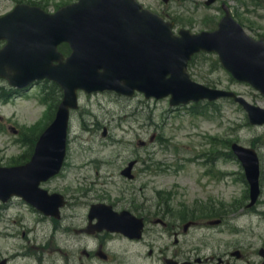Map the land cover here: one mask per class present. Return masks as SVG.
Here are the masks:
<instances>
[{"label": "rangeland", "instance_id": "1", "mask_svg": "<svg viewBox=\"0 0 264 264\" xmlns=\"http://www.w3.org/2000/svg\"><path fill=\"white\" fill-rule=\"evenodd\" d=\"M14 0H0V7L9 8ZM39 2L48 9L56 8L62 1L70 0H29ZM145 6L160 13L168 20H175V28L186 27L199 31L215 26L221 13L204 7L193 6L192 0L178 6L176 0L162 6L158 0H140ZM244 2V8L240 7ZM238 4L234 12L254 36L264 35V0H233ZM255 4V5H254ZM163 7V8H161ZM168 9V10H167ZM180 10V11H178ZM1 12V11H0ZM209 17L213 21L203 22ZM215 22V23H216ZM209 23V24H206ZM212 58L206 59L205 69L198 65L191 71L199 82H211L213 86L232 89L244 95L250 102L264 107V98L244 83L231 79L222 68L212 69ZM5 82L0 80V85ZM81 112L73 118L69 135L68 159L64 174L44 185L49 190H79V194L95 190L99 195L119 199L126 204L131 198L135 203L142 200L144 194L152 197L150 190H126L119 170L125 157L130 154L150 153L153 162H159L165 174L157 177L158 186L175 190L176 200L184 198L191 204L208 200L232 204L242 201L245 184L239 179L241 167L238 161L223 154L228 151L226 142L236 140L247 146H254L261 162V196L255 211H237L222 227L200 228L192 233L193 251L207 255L211 251H233L241 249L242 259L230 257L229 264H256L255 247L264 243V125H246L245 113L235 103L218 100L202 114L192 113L186 106L172 108L168 99H145L141 94L133 98H122L111 93H99L93 96L81 95ZM48 106L41 101V91L33 87L23 93L0 100V165H11L21 155L27 153V138L37 132L46 120L44 112ZM106 135L102 137L103 127ZM29 133V134H28ZM155 134L152 142L149 138ZM159 135L160 141H158ZM139 140L146 141L139 146ZM215 157V158H214ZM212 168V172H205ZM219 170V171H218ZM177 173H176V172ZM218 171V172H215ZM126 190V191H124ZM90 193V192H88ZM83 198H79L82 201ZM247 202V201H246ZM245 202V203H246ZM17 211L12 208L9 214ZM260 212V214L257 213ZM83 214L79 207L66 210ZM24 219L32 220L29 213L22 212ZM2 215L0 214V219ZM21 216L18 217V223ZM1 222V221H0ZM69 221L63 224H69ZM20 233L25 230L18 224ZM49 229V228H48ZM18 237L7 241L0 238V248L25 245L26 238ZM1 236V234H0ZM56 254V253H55ZM57 255V254H56ZM138 263L134 254H128L127 262ZM18 260L13 264H33Z\"/></svg>", "mask_w": 264, "mask_h": 264}, {"label": "water", "instance_id": "2", "mask_svg": "<svg viewBox=\"0 0 264 264\" xmlns=\"http://www.w3.org/2000/svg\"><path fill=\"white\" fill-rule=\"evenodd\" d=\"M171 26L135 0H80L54 14L12 11L1 17L0 38L7 44L0 50V76L17 87L46 76L60 84L64 97L54 121L40 136L32 161L17 168H0V197L24 194L39 208H48L43 200L45 194L37 185L60 165L68 108L76 106L78 88L114 89L121 93L138 89L155 97L170 94L171 104L231 96L247 111L251 123H264V109L232 92L198 84L186 72L194 52L214 50L237 79L250 82L264 94L263 40L247 36L228 12L213 32L191 34L180 29L176 36ZM61 41H67L72 48L65 61L56 51ZM232 149L245 169L253 203L259 193L256 153L236 143ZM58 205L59 200L53 209Z\"/></svg>", "mask_w": 264, "mask_h": 264}, {"label": "flooded vegetation", "instance_id": "3", "mask_svg": "<svg viewBox=\"0 0 264 264\" xmlns=\"http://www.w3.org/2000/svg\"><path fill=\"white\" fill-rule=\"evenodd\" d=\"M225 3L228 4L230 11L236 10L226 0H214L212 4L218 5L220 10ZM146 173L151 172L143 169L140 174ZM136 178L137 175L134 176V179ZM113 207L117 211L121 210L117 205H113ZM128 210L136 214L142 221L139 239L134 240L120 233H109L106 231L88 233L84 231L88 222L86 215L84 217L85 225L74 229L77 234L66 237L63 241L65 256H70L68 259L63 257L64 264H85L82 260L87 262V264L116 261L115 253L118 250L114 245L115 242L139 247L142 251V255L139 253L141 257L140 264H166L168 259L178 262L190 259L187 236L191 226L194 224V219L193 211L189 205L178 209V207L175 208L163 205L160 201H154L148 205L141 204L137 212L130 207ZM40 217L43 218L42 216ZM47 219L50 220V218ZM208 259H215L218 264L223 262L217 255H212ZM40 261L42 262V259L37 260V263Z\"/></svg>", "mask_w": 264, "mask_h": 264}]
</instances>
